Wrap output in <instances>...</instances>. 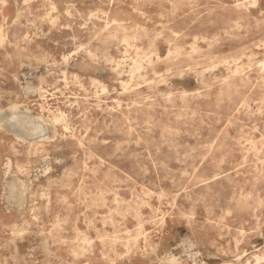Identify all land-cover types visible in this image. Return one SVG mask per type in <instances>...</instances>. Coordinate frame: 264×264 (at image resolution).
Segmentation results:
<instances>
[{"label": "rangeland", "instance_id": "rangeland-1", "mask_svg": "<svg viewBox=\"0 0 264 264\" xmlns=\"http://www.w3.org/2000/svg\"><path fill=\"white\" fill-rule=\"evenodd\" d=\"M0 264H264V0H0Z\"/></svg>", "mask_w": 264, "mask_h": 264}, {"label": "bare ground", "instance_id": "bare-ground-1", "mask_svg": "<svg viewBox=\"0 0 264 264\" xmlns=\"http://www.w3.org/2000/svg\"><path fill=\"white\" fill-rule=\"evenodd\" d=\"M56 90V89H55ZM51 96V95H50ZM16 106V105H15ZM18 108V107H17ZM91 108V107H90ZM96 109V108H95ZM27 113V112H26ZM38 129V128H37ZM23 131V130H22ZM36 131V130H35ZM37 133V132H36ZM73 133V132H72ZM74 138V137H73ZM76 140V139H75ZM77 141V140H76ZM78 143V142H77ZM173 208V207H172ZM85 243V242H84ZM91 245V244H90Z\"/></svg>", "mask_w": 264, "mask_h": 264}]
</instances>
